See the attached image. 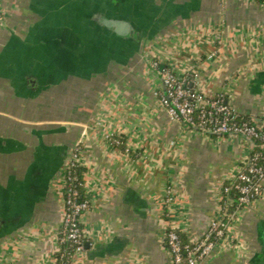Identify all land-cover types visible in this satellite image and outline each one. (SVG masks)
<instances>
[{
  "label": "crops",
  "instance_id": "obj_1",
  "mask_svg": "<svg viewBox=\"0 0 264 264\" xmlns=\"http://www.w3.org/2000/svg\"><path fill=\"white\" fill-rule=\"evenodd\" d=\"M0 8V264L53 263L58 169L76 146L91 207L71 264H168L165 232L202 237L233 204L222 186L254 142L169 117L152 61L261 123L264 3L0 0ZM101 18L131 30L117 34ZM237 210L202 264H264V182Z\"/></svg>",
  "mask_w": 264,
  "mask_h": 264
},
{
  "label": "built area",
  "instance_id": "obj_2",
  "mask_svg": "<svg viewBox=\"0 0 264 264\" xmlns=\"http://www.w3.org/2000/svg\"><path fill=\"white\" fill-rule=\"evenodd\" d=\"M264 3V0H256ZM157 68L163 91L160 103L171 118H182L188 125L200 130L217 134H238L248 140L262 141L264 150V119L261 123L253 120H237L235 110L223 103L221 97H208L201 91L189 87L183 77L166 66L152 61ZM113 143H121L119 138ZM256 153L246 158L233 177V185H223L222 193L229 196L231 189L237 192V202L240 208L249 205L261 195L264 182V162ZM80 164V151L76 146L71 149L64 164L62 180V222L57 235L58 250L52 264H71L73 258L84 250L85 233L81 219L91 207L90 200L85 196L84 179H79L76 168ZM84 190V197L80 188ZM237 210V211H238ZM235 214L229 215V221L224 222L222 216L211 219L200 239L185 241L175 229H169L164 234V240L170 253L168 264H202L209 258L229 227ZM217 238V239H215Z\"/></svg>",
  "mask_w": 264,
  "mask_h": 264
},
{
  "label": "trees",
  "instance_id": "obj_3",
  "mask_svg": "<svg viewBox=\"0 0 264 264\" xmlns=\"http://www.w3.org/2000/svg\"><path fill=\"white\" fill-rule=\"evenodd\" d=\"M236 119L239 120V121L240 120H250L247 116H242V115H239V114H237ZM253 142H254V147H253L252 152H251L250 155H254L256 153H259L260 154V160L259 161L261 163H263L264 162V150L262 149L263 142L259 141L257 139L253 140ZM121 144H122V141H121V143L119 145L121 146ZM83 171H84V168L81 165H79L76 168V173H77L79 179H81V180L83 179ZM227 185H229V186L231 185L232 186L233 182H231V183H229ZM80 194L82 195V197H84V190H83L82 187L80 188ZM237 195L238 194H237L236 190L232 188L231 191H230L229 196H230L231 200H233V204L230 205V206L229 205L227 206V205H225V202L223 203L222 220L224 222L229 221V214L234 213L235 210L240 208V206L238 205V202H237ZM180 235L183 238V240H185L184 235L183 234H180ZM215 239H217V238H215Z\"/></svg>",
  "mask_w": 264,
  "mask_h": 264
},
{
  "label": "water",
  "instance_id": "obj_4",
  "mask_svg": "<svg viewBox=\"0 0 264 264\" xmlns=\"http://www.w3.org/2000/svg\"><path fill=\"white\" fill-rule=\"evenodd\" d=\"M103 25H105L108 28H112L117 34L120 35H127L130 32L131 25L128 21L125 20H114V19H108V18H101L100 20ZM64 163L61 164L58 171L60 172V175H62L64 170Z\"/></svg>",
  "mask_w": 264,
  "mask_h": 264
},
{
  "label": "flooded vegetation",
  "instance_id": "obj_5",
  "mask_svg": "<svg viewBox=\"0 0 264 264\" xmlns=\"http://www.w3.org/2000/svg\"><path fill=\"white\" fill-rule=\"evenodd\" d=\"M4 18H5V12L2 8H0V24L3 23L4 21ZM71 149L68 150V152L66 153L65 155V158H64V161L66 162V160L68 159V156H69V153H70ZM65 164V163H64Z\"/></svg>",
  "mask_w": 264,
  "mask_h": 264
}]
</instances>
